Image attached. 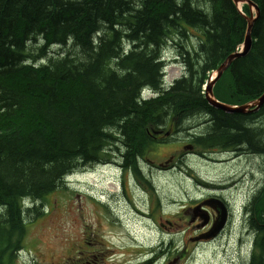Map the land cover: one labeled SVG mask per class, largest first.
Returning <instances> with one entry per match:
<instances>
[{"label": "trees", "instance_id": "1", "mask_svg": "<svg viewBox=\"0 0 264 264\" xmlns=\"http://www.w3.org/2000/svg\"><path fill=\"white\" fill-rule=\"evenodd\" d=\"M251 1L261 15L251 52L231 63L214 90L227 105L264 94V0ZM247 31L232 0H0V264L13 263L27 217L40 212L25 200L43 204L79 163L106 155L131 167L148 130L172 116L177 129L207 117L196 143L209 151L245 147L264 156V105L229 115L210 106L202 89ZM167 42L185 71L162 92L159 53ZM146 86L157 96L143 100ZM247 210L255 234L248 264H264V185Z\"/></svg>", "mask_w": 264, "mask_h": 264}, {"label": "rangeland", "instance_id": "2", "mask_svg": "<svg viewBox=\"0 0 264 264\" xmlns=\"http://www.w3.org/2000/svg\"><path fill=\"white\" fill-rule=\"evenodd\" d=\"M187 42L190 48L197 44L193 36ZM175 66L176 68L168 70L170 80L173 77L178 79L184 72L183 66ZM197 123L199 124V121ZM153 153L150 155L156 160L162 157L160 152ZM223 159L229 164L216 167L213 165L215 163L208 161L206 164L210 165L204 168L202 163L195 160L189 163L207 182L227 179L233 172L240 175V170L246 169L257 174L253 175L256 184L264 183V158L246 157L240 163L231 161V157L223 156ZM115 174L111 167H102L83 176V183L78 187L80 195L62 186L48 195L44 203L39 204V214L27 217L29 228L19 249L22 253L19 256L18 252L15 254L12 264H82L94 255L98 257V264H141L152 257L143 249L151 246L159 247L156 256L165 254L155 264H230L236 258H245L246 262L249 260L255 235L246 234V230L241 229L237 223L232 228L233 231L227 232L218 242L198 249H194V243L188 240L191 233L181 231L186 224H182L175 235L165 230L149 233L148 210H151V207L156 208L157 205L156 197L151 195L146 203L147 196L143 193L141 196L139 192L134 194L137 207L143 214H137L131 205L119 201L116 205L111 204L113 216H105L103 209L91 200L90 196L103 193L104 190L115 192L116 187L109 185L114 181ZM144 174L150 175L145 170ZM152 174L153 183L157 186L159 204L164 209L163 214L159 213L157 220L174 216L182 211L181 206L185 207L208 193L196 187L195 181L188 175L184 176L180 170L153 171ZM103 200L108 201L106 198ZM239 237H243V245H240Z\"/></svg>", "mask_w": 264, "mask_h": 264}, {"label": "bare ground", "instance_id": "3", "mask_svg": "<svg viewBox=\"0 0 264 264\" xmlns=\"http://www.w3.org/2000/svg\"><path fill=\"white\" fill-rule=\"evenodd\" d=\"M233 1V0H232ZM234 3V2H233ZM28 47V46H27ZM27 49V48H26ZM239 52H241L240 50L239 51H237V53H239ZM159 55H160V57H159V59H160V64H161V70H160V74H161V76H160V79H161V83H160V87H159V89L158 90H161L162 92H168L169 91V88H168V86H167V84L169 83V82H171L172 84L174 83V82H176V81H178V80H180L181 79V77L183 76V74L181 75V77H179L178 79L176 78V77H173V79H169V69L170 68H176V66L175 65H179V66H183V63H182V60H181V58H179V54H177L176 53V51H175V49H174V46L172 45V43H170V42H167V45H166V47L161 51V53H159ZM237 59H239V58H237ZM237 59H235V60H237ZM235 60H233V61H235ZM42 62V61H41ZM183 68H184V71H185V67L183 66ZM184 73V72H183ZM217 86V85H216ZM205 87H206V84L203 86V94H204V91H205ZM214 90H215V86L213 87V94H214ZM142 94H141V96H142V99L143 100H146V99H149V98H152V97H156L157 96V94H158V92L156 93V91H152L149 87H145V88H143L142 90ZM264 95V94H263ZM263 95H261L260 97H262ZM215 96V95H214ZM260 97H258L257 99H259ZM206 98V97H205ZM256 100V99H255ZM208 101V100H207ZM254 101V100H253ZM208 103L210 104V106H212L214 109H216V110H221L222 112H225L226 114H237V115H241V114H244V115H249V113H236V112H233V111H225V110H222V109H217L216 107H214L209 101H208ZM232 104V103H231ZM231 104H229V105H227L228 107H231L232 109H238V108H240L241 106H244V105H246V104H241V105H238V106H235V105H231ZM248 104H251V103H248ZM264 105V104H263ZM263 105L257 110V112L256 113H258L259 111H260V109L263 107ZM206 122H208L207 120H200V122H199V124H200V126H202L203 128H205V129H207L206 128V125H209V123H206ZM199 124L197 123V122H194V123H183V126L181 127L182 129H192V130H197V128H198V126H199ZM163 127H165V126H163ZM207 127H209V126H207ZM262 129V128H261ZM148 132H154L153 130H148ZM199 138H202L201 136L199 137ZM158 144L157 143H155V144H153L151 147H149V144H148V146H146V148H155L156 146H157ZM164 147H168V148H170L171 147V145H163ZM238 150H240V148L238 149ZM238 150H234V151H236V153H232V150L231 151H221V155H222V158H223V156H225V157H231V161H234V162H242V161H240L238 158H236V155H237V153H238ZM209 152H211V151H209ZM215 152V151H214ZM263 154V153H262ZM250 156L251 157H255L256 156V154L255 155H252V154H250ZM260 156H262V155H260ZM262 157H264V156H262ZM104 160H106V162L105 161H102L101 163H97V164H94V165H86V166H80V167H78V168H76L75 170H73V171H71V172H69V173H67L65 176H63L64 177V179H63V183L66 181V179H67V176L69 177L68 178V187H71V188H78L79 187V185L81 184V183H83V179H84V174H90V172H94V171H96V170H98V169H100V168H102V167H107V166H109L110 165V163H111V161H110V159L109 158H107L106 157V155H105V158H104ZM163 162H165L164 160H162ZM209 161H211V160H209ZM119 162V161H118ZM213 163H215L214 161H212ZM135 165V164H134ZM120 167H121V169H123V170H125V169H129V167H127V168H125V167H122V165L120 164ZM146 167V166H145ZM240 175L239 176H241V177H245L247 180H248V178L250 177V180H248V181H250V182H252V183H254V176L253 175H251V174H249V173H247V171L246 170H240ZM235 173V172H234ZM237 174V173H236ZM217 176V175H216ZM41 202H34L33 200H31V199H27V200H25V202H24V204L26 205V207L25 208H31L32 209V207H33V205L34 204H36V206H39V204H40ZM116 205V204H115ZM158 241V240H157ZM152 247V246H151Z\"/></svg>", "mask_w": 264, "mask_h": 264}, {"label": "water", "instance_id": "4", "mask_svg": "<svg viewBox=\"0 0 264 264\" xmlns=\"http://www.w3.org/2000/svg\"><path fill=\"white\" fill-rule=\"evenodd\" d=\"M233 2L235 5H238V3L240 2L248 4L250 6V9L254 7V9L256 10V17L252 13H250L249 17L244 16L248 22V31H247V35L245 36V43L243 46V50L239 53H235L229 56L227 60L224 63H222L220 68L216 71L215 75L212 78H210L209 84L207 87L208 89L206 92V100H208L217 109L219 108L225 111H233L236 113H241V112L242 113H253L254 111L256 112L264 104V95L260 97L258 100L253 101V103L251 104H246L244 106H241L238 109H232L231 107H228L227 105L220 103L218 100H215L214 94H213L214 85L222 77V74L226 70H228L233 60L239 57H245L251 52V48L253 45V41L251 39V32L254 28L253 27L254 23L260 17V11H259L258 6L254 4L251 0H233Z\"/></svg>", "mask_w": 264, "mask_h": 264}, {"label": "flooded vegetation", "instance_id": "5", "mask_svg": "<svg viewBox=\"0 0 264 264\" xmlns=\"http://www.w3.org/2000/svg\"><path fill=\"white\" fill-rule=\"evenodd\" d=\"M165 123V127L167 126V125H169L170 124V119L168 120V121H165L164 122ZM207 126L208 125H206V128H207ZM181 127V126H180ZM163 131V132H165V130L164 129H162V128H159V131H157V132H148V137L150 138V141L148 142V144H149V147H151L153 144H155V143H157L158 145H173L174 143H175V141H177L176 140V137L173 135V134H167L166 132V134L168 135V137L169 138H162V137H160L159 136V132L160 131ZM195 134H196V136H198V137H200V134H199V132L197 131V130H195V132H194ZM202 137V136H201ZM146 146H148V145H146ZM146 146H145V148H146ZM144 153H146V152H144ZM248 156H250V153H249V151L245 148V147H243V148H240V150H238V153H237V155H236V158H238L240 161H242L243 159H245L246 157H248ZM210 160L211 161H214L213 159H211L210 158ZM105 162H106V160H104ZM215 162V161H214ZM134 165V164H133ZM133 165H131V167L133 166ZM135 165L137 166H141V167H143V169L145 170V171H149L150 169H151V167H145V162H143L142 161V159H141V157H139V158H137V160L135 161ZM130 168V167H129ZM188 214L191 216V220H190V223H189V220H188ZM210 214H211V216L213 217V215H214V213H213V211L212 210H210ZM195 213L194 212H191V211H189L188 212V210L186 211V216H187V218H186V220H188V226H189V224H190V226H191V228H195V229H199V228H202L201 227V225H200V223L199 222H197L198 220L197 219H195ZM159 226L160 227H162V224L161 223H159ZM179 225H178V223L177 222H175V223H172L171 225H168V226H166V228L167 229H175V227H178ZM206 229H204V231H205ZM206 232V231H205ZM201 244V243H200ZM199 244V245H200ZM93 259H94V261H93V264H97V259H96V257H93ZM85 264H91V262L89 261V260H87V261H85Z\"/></svg>", "mask_w": 264, "mask_h": 264}]
</instances>
